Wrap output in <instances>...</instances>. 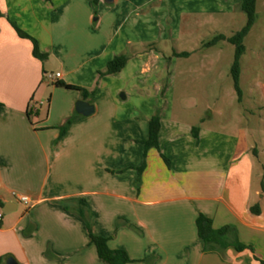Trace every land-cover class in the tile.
I'll list each match as a JSON object with an SVG mask.
<instances>
[{"label": "crops", "instance_id": "obj_1", "mask_svg": "<svg viewBox=\"0 0 264 264\" xmlns=\"http://www.w3.org/2000/svg\"><path fill=\"white\" fill-rule=\"evenodd\" d=\"M103 3L111 5L99 0L98 9ZM105 12L95 17L94 0H0V264H106L77 212L79 200L94 216L93 232L108 237L111 249L125 250L128 264H262L264 35L262 45L247 44L258 19L245 40L242 100L232 76L228 88L222 83L233 63L223 70L218 44L230 43L204 46L197 98L184 96L183 113H173L168 93L162 98L168 106L161 113L160 150H149L138 189L142 142L163 87V79L151 86L150 74L163 63L155 50L141 53L140 23L123 34L116 23L111 31ZM213 15L223 25L232 12ZM11 21L38 40L49 55L45 62ZM128 50L122 72L99 77L110 60ZM46 73H61L58 81L95 90L93 102L48 82ZM80 99L95 112L80 115L61 136L60 127L77 113ZM236 103L240 109L228 110ZM44 105L47 113H41ZM13 193L27 195L31 205ZM200 214L212 219L215 229L233 227L253 251H206L196 223Z\"/></svg>", "mask_w": 264, "mask_h": 264}, {"label": "rangeland", "instance_id": "obj_2", "mask_svg": "<svg viewBox=\"0 0 264 264\" xmlns=\"http://www.w3.org/2000/svg\"><path fill=\"white\" fill-rule=\"evenodd\" d=\"M98 3L99 0L97 3L94 2L95 17L98 18L104 13V9H108L109 12H105V15L111 31L116 23V29L121 34L129 32V26L133 23H140L137 32L141 43V53L155 50L159 55V60L163 63L156 72L150 74L151 86L154 82L160 83L163 79L162 92L165 89L164 93L169 94L168 103L172 106L173 113H183L182 99L184 96L191 95L197 98L199 86L195 80L198 77V65L203 56L201 50L204 43L210 42L222 32L235 34L247 22L246 14L240 9L241 0H118L111 5L103 3L100 9H98ZM225 9L230 10L232 15L228 16V22L218 25L217 16L213 13ZM257 22L253 34L247 39L250 48L262 45L260 38L264 35V0H258ZM135 36H137L136 33ZM218 47L223 48L222 56L225 61L223 60L221 64L224 70L226 64L231 66L233 63L235 48L232 44L224 46L223 43H219ZM178 51L190 52L191 56L190 58H178L174 56V53ZM127 52L129 53V50ZM212 53L213 50H209L210 56H213ZM160 72L162 76L159 75ZM199 72L202 73V71ZM172 73L174 77H171ZM206 75H208L207 72ZM189 77L193 81H185ZM223 78L222 83L228 88L232 82L229 70ZM165 94H161L155 100L156 110L161 113L168 106L161 103ZM225 101L228 103L231 98L227 96ZM235 105L234 107L228 106V110L233 112L241 108L238 103ZM37 109H40L39 106ZM40 110L41 113H47V105Z\"/></svg>", "mask_w": 264, "mask_h": 264}, {"label": "trees", "instance_id": "obj_3", "mask_svg": "<svg viewBox=\"0 0 264 264\" xmlns=\"http://www.w3.org/2000/svg\"><path fill=\"white\" fill-rule=\"evenodd\" d=\"M94 2L97 3L98 0H94ZM240 9L247 16L246 25L241 30L236 32L231 37H226L225 35L221 34L213 38L210 42L204 43L205 47H211L217 45L219 42L227 41L235 47V56H234L233 64L230 68V74L234 81V87L239 101H241L243 97V92L240 86V76H241L242 58L246 53L245 40L258 19L257 0H241ZM12 25L21 38L28 39L33 43L34 56L37 59L41 60L42 62H45L48 59L49 55L41 51L38 40L32 37L27 32H25L23 29H21L15 22H12ZM190 55H191L190 52L174 53V56L178 58H188ZM129 59H130V55L128 53H122L120 55L115 56L112 60H110L107 63L106 69L104 71L99 72V77L102 78L104 76L119 74L127 65ZM56 86L71 90H78L82 93V97L85 100H91V102H93L95 97V90L88 91L84 88L74 85H68L61 81H57ZM164 92L165 89L163 90L162 95L165 94ZM29 113H31V111ZM29 116L31 117V114H29ZM79 118L81 117L77 113H75L72 117H70L66 121V123L62 127H60L61 136L66 134L70 126L75 122H77ZM161 126H162L161 112L157 110L156 114L152 117L149 123V137L147 140L142 142L145 146V155L142 166L138 168L139 178L136 181V185L138 189H140L142 184V174L147 165V155L149 150L152 148H156L160 150L159 136H160ZM193 133L195 137H197V128L193 129ZM161 155L163 159L166 161V163L169 165L170 164L169 159L166 158L163 154ZM77 204H78L77 212L84 219L86 223L91 243L95 245L100 259L106 264H128L132 262L131 258L129 257L128 253L125 250L111 249L109 246L108 237L100 236L93 232L92 226H93L94 216L89 211L85 200H79L77 201ZM64 208L66 210H70V206L67 204H64ZM252 211L258 213L257 208H253ZM196 223H197L198 234L200 238L204 241L206 251L223 252L229 247H234L239 252L244 251L246 249H250L253 251L252 247L243 244L239 240L236 230L231 226H225L220 229H215L213 226L212 219H210L204 214H200L198 216ZM261 262L262 264H264L263 261Z\"/></svg>", "mask_w": 264, "mask_h": 264}, {"label": "built area", "instance_id": "obj_4", "mask_svg": "<svg viewBox=\"0 0 264 264\" xmlns=\"http://www.w3.org/2000/svg\"><path fill=\"white\" fill-rule=\"evenodd\" d=\"M61 78V73H46L45 79L48 82H57L58 79ZM38 104V103H37ZM40 105L43 104V102L39 103ZM34 103H32V107L34 108ZM14 196L18 197L19 200L24 203L26 206H30L32 203V200L27 195H18L17 193H13ZM4 218V213L0 211V223L2 222Z\"/></svg>", "mask_w": 264, "mask_h": 264}, {"label": "water", "instance_id": "obj_5", "mask_svg": "<svg viewBox=\"0 0 264 264\" xmlns=\"http://www.w3.org/2000/svg\"><path fill=\"white\" fill-rule=\"evenodd\" d=\"M107 4H113L115 0H105ZM76 112L82 116H90L95 112L94 105L87 101L80 99L76 104ZM8 264H16L13 260H10Z\"/></svg>", "mask_w": 264, "mask_h": 264}]
</instances>
